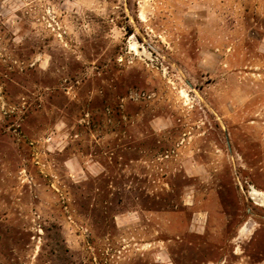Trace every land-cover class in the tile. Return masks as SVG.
<instances>
[{
  "label": "rangeland",
  "instance_id": "obj_1",
  "mask_svg": "<svg viewBox=\"0 0 264 264\" xmlns=\"http://www.w3.org/2000/svg\"><path fill=\"white\" fill-rule=\"evenodd\" d=\"M261 263L264 0H0V264Z\"/></svg>",
  "mask_w": 264,
  "mask_h": 264
},
{
  "label": "crops",
  "instance_id": "obj_2",
  "mask_svg": "<svg viewBox=\"0 0 264 264\" xmlns=\"http://www.w3.org/2000/svg\"><path fill=\"white\" fill-rule=\"evenodd\" d=\"M156 214H158V215H156L157 217H164V216H166V215H164L163 213H156ZM239 229V228H238ZM237 231V234H238V232H240L239 230H236ZM261 264H264V263H261Z\"/></svg>",
  "mask_w": 264,
  "mask_h": 264
}]
</instances>
